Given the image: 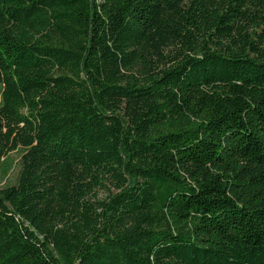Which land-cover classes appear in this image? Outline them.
Here are the masks:
<instances>
[{
	"label": "trees",
	"instance_id": "16d2710c",
	"mask_svg": "<svg viewBox=\"0 0 264 264\" xmlns=\"http://www.w3.org/2000/svg\"><path fill=\"white\" fill-rule=\"evenodd\" d=\"M19 148L0 264H264V0H0Z\"/></svg>",
	"mask_w": 264,
	"mask_h": 264
},
{
	"label": "rangeland",
	"instance_id": "374dc122",
	"mask_svg": "<svg viewBox=\"0 0 264 264\" xmlns=\"http://www.w3.org/2000/svg\"><path fill=\"white\" fill-rule=\"evenodd\" d=\"M22 153L23 149L19 148L18 150L11 152L6 157L5 161H0V189L17 183L21 169ZM108 193L109 191L107 190L100 191L99 198H106Z\"/></svg>",
	"mask_w": 264,
	"mask_h": 264
}]
</instances>
